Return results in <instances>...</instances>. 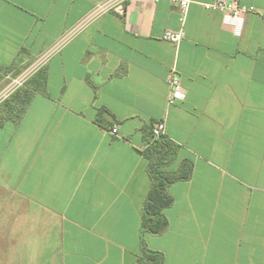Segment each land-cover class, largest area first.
<instances>
[{
	"label": "crops",
	"instance_id": "obj_1",
	"mask_svg": "<svg viewBox=\"0 0 264 264\" xmlns=\"http://www.w3.org/2000/svg\"><path fill=\"white\" fill-rule=\"evenodd\" d=\"M104 1L0 0V91ZM213 1L191 0L183 24L169 1L102 15L27 80L19 120L0 112V264H136L140 152L163 119L179 148L165 170L192 175L147 247L165 264H264V0H237L254 8L239 27ZM173 66L186 97L168 105Z\"/></svg>",
	"mask_w": 264,
	"mask_h": 264
},
{
	"label": "trees",
	"instance_id": "obj_2",
	"mask_svg": "<svg viewBox=\"0 0 264 264\" xmlns=\"http://www.w3.org/2000/svg\"><path fill=\"white\" fill-rule=\"evenodd\" d=\"M23 86L0 104V112L12 115L15 120H19L25 112L32 96L31 94L22 95ZM103 112V109L98 110L95 121L102 127H106L101 120ZM4 118L2 117L1 120ZM178 149L177 145L163 137L147 145L140 152L147 160L146 173L150 185L141 208L140 254L137 256L136 264H165L164 254L160 251L150 250L146 245L145 237L146 235H161L168 230L169 220L165 215V210L174 204V198L170 194L169 188L177 182L187 181L192 175V163L188 160H183L175 171L165 170L176 160Z\"/></svg>",
	"mask_w": 264,
	"mask_h": 264
},
{
	"label": "built area",
	"instance_id": "obj_3",
	"mask_svg": "<svg viewBox=\"0 0 264 264\" xmlns=\"http://www.w3.org/2000/svg\"><path fill=\"white\" fill-rule=\"evenodd\" d=\"M131 0H106L97 4L89 14L83 18L77 26H75L72 30H69L66 34H64L61 40L52 48L43 53L35 62H33L28 68L24 71L12 75L8 74L5 76L6 84L4 88L0 91V104L3 103L13 92H15L18 88L22 87L27 80L38 71L46 61L55 54L62 45L73 38L76 34H78L81 30H83L89 23L94 21L95 19L101 17L104 14L110 12L123 13L126 7V4ZM149 1L152 3H158L160 1H169L170 3L177 6L180 14V22L184 23L186 18L189 6L191 4V0H143ZM202 7L207 11H215L222 14L224 17L225 23L232 25L234 27H239L242 21V17L247 12H253V7H246L239 4L237 0H215L213 2H205L201 4ZM262 17V16H261ZM264 17V15H263ZM262 17V18H263ZM184 36V31L181 28L178 31H170L167 30L163 33L162 39L167 41L173 45H177ZM169 94L167 103L168 105H175L181 101H183L186 97V91L181 84L179 73L175 66H173L169 73ZM113 134L116 133V129L113 128L111 130ZM165 135V119L158 121L151 128L150 139L147 145H150Z\"/></svg>",
	"mask_w": 264,
	"mask_h": 264
}]
</instances>
